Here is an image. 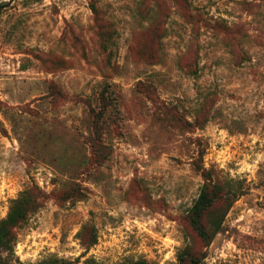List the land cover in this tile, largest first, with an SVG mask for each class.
Segmentation results:
<instances>
[{
	"label": "rangeland",
	"instance_id": "obj_1",
	"mask_svg": "<svg viewBox=\"0 0 264 264\" xmlns=\"http://www.w3.org/2000/svg\"><path fill=\"white\" fill-rule=\"evenodd\" d=\"M18 201L0 264H264V0H0Z\"/></svg>",
	"mask_w": 264,
	"mask_h": 264
},
{
	"label": "trees",
	"instance_id": "obj_2",
	"mask_svg": "<svg viewBox=\"0 0 264 264\" xmlns=\"http://www.w3.org/2000/svg\"><path fill=\"white\" fill-rule=\"evenodd\" d=\"M208 196H209L208 190L204 189L202 193L200 194L198 200L192 207L191 215L195 221L200 219L202 214L206 212L214 204L213 203L209 205L210 200L208 199ZM224 196H225V199L236 197V196H232L230 192H226ZM215 198H218V196ZM19 204H20L19 201L18 203H15L11 207L6 219L0 222V250L7 246V242L9 240L8 238L10 237V229L25 219V214H24L25 210L21 209L19 207ZM221 223H222V219L220 218V220H218L216 223H214L213 225H210V229H211L210 232H212L213 234L217 233L220 228ZM207 237L208 239L211 238V236L210 237L207 236Z\"/></svg>",
	"mask_w": 264,
	"mask_h": 264
}]
</instances>
